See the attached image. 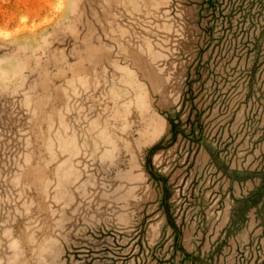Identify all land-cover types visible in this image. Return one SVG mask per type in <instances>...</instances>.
Here are the masks:
<instances>
[{
  "label": "rangeland",
  "instance_id": "374dc122",
  "mask_svg": "<svg viewBox=\"0 0 264 264\" xmlns=\"http://www.w3.org/2000/svg\"><path fill=\"white\" fill-rule=\"evenodd\" d=\"M0 264H264V0H0Z\"/></svg>",
  "mask_w": 264,
  "mask_h": 264
}]
</instances>
